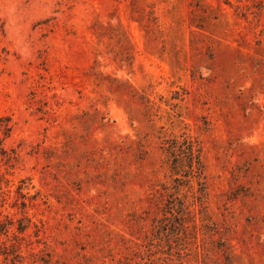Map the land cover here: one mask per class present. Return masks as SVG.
<instances>
[{"label":"rangeland","instance_id":"1","mask_svg":"<svg viewBox=\"0 0 264 264\" xmlns=\"http://www.w3.org/2000/svg\"><path fill=\"white\" fill-rule=\"evenodd\" d=\"M0 117V264H264V0H0Z\"/></svg>","mask_w":264,"mask_h":264},{"label":"trees","instance_id":"2","mask_svg":"<svg viewBox=\"0 0 264 264\" xmlns=\"http://www.w3.org/2000/svg\"><path fill=\"white\" fill-rule=\"evenodd\" d=\"M12 130V126L9 124V119L6 117H0V132L3 136H0V155H6V149L3 147L5 138ZM168 152L173 160V168L179 171H185L186 176L197 173L200 176L204 173V162L201 158V150L196 148L193 142L185 139L183 142L172 141L168 147ZM5 157V156H4ZM3 175L0 173V177ZM180 208L178 211L188 212L183 202H180ZM176 205H172L171 210H174Z\"/></svg>","mask_w":264,"mask_h":264}]
</instances>
